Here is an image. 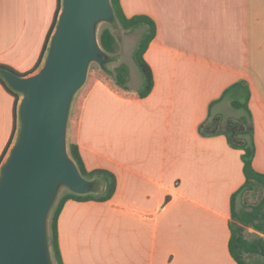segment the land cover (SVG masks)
Returning a JSON list of instances; mask_svg holds the SVG:
<instances>
[{
  "label": "crops",
  "instance_id": "1",
  "mask_svg": "<svg viewBox=\"0 0 264 264\" xmlns=\"http://www.w3.org/2000/svg\"><path fill=\"white\" fill-rule=\"evenodd\" d=\"M119 2L127 18L144 16L155 26L144 53L153 86L143 99L123 100L92 81L70 104L65 138L77 145L87 171L110 172L116 188L105 202L63 205L62 262L236 264L229 252L231 196L244 177L224 131L241 116L231 119L224 108L243 90L223 94L238 83L248 87L252 165L264 174V0ZM56 9L57 0H0V66L37 72L30 73ZM213 119L218 133L202 136L200 127ZM18 133L13 98L0 85V158L11 140L0 169Z\"/></svg>",
  "mask_w": 264,
  "mask_h": 264
},
{
  "label": "water",
  "instance_id": "2",
  "mask_svg": "<svg viewBox=\"0 0 264 264\" xmlns=\"http://www.w3.org/2000/svg\"><path fill=\"white\" fill-rule=\"evenodd\" d=\"M45 61L33 75L0 76L22 94L17 140L0 169V264H52L46 216L60 185L77 195L91 189L65 147L71 100L92 61L103 63L95 32L112 19L109 0H61ZM264 260V251L257 252Z\"/></svg>",
  "mask_w": 264,
  "mask_h": 264
},
{
  "label": "trees",
  "instance_id": "3",
  "mask_svg": "<svg viewBox=\"0 0 264 264\" xmlns=\"http://www.w3.org/2000/svg\"><path fill=\"white\" fill-rule=\"evenodd\" d=\"M112 10V17L120 25L121 29L125 32H132L139 28L143 29V33L134 49L133 60L137 65L141 76H142V88L140 91L131 92L126 88V83L128 81V70L125 65H119L115 68L114 79H109L102 72H97L93 75L89 81L99 82L105 89H107L115 97L123 100H139L148 96L150 93L153 81L150 68L144 60V53L149 42L152 40L155 34V26L153 22L144 16H134L127 18L120 6L119 0H109ZM61 0H57V9L51 27L49 29L47 38L41 56L39 57L37 64L30 73H34L41 68L42 59L46 52H48V47L50 44L51 36L55 30L58 15L61 10ZM98 43L106 54H113L115 52V39L113 34L108 28H103L98 35ZM0 70H7L19 77H27L26 75H21L10 68L0 66ZM88 83V84H89ZM0 85L5 89L7 93L13 98V113L14 118L18 116V109L20 103V94L13 91L0 76ZM240 88L243 90V96L232 102V107L235 109L242 110L244 115L241 117L239 122L227 121L225 124L224 135L227 140L229 147L239 151V157L242 163V173L244 177V183L242 186L231 196V217L232 220L239 225L251 228L259 233H264V174L257 172L252 165L253 157L255 154L254 144L252 140L251 130H247V121L251 119L250 112L247 107V102L249 99V90L244 83H238L229 88L224 92L223 95L230 92L232 89ZM83 95V94H82ZM81 95V96H82ZM81 97L75 102L78 104ZM218 120L213 119L210 121L209 125H203L200 127V133L202 136H213L218 133L216 130ZM245 136L248 139H245ZM11 140L7 147L5 148L1 158L5 156ZM67 154L69 158L75 163L80 175L90 181L94 185L93 179L97 178L103 182V190L99 193H94L93 189L84 195H77L72 192L63 194L56 202L50 217L49 223V236H48V246L50 247L51 257L54 264H63L59 245L57 238V220L59 214L63 208V205L71 200L75 202H105L109 200L116 188V180L113 174L105 170H92L87 171L81 160L78 147L75 143H68ZM255 188H260L262 191V197L259 202L252 205L248 209L236 210V199L237 197L245 191H251ZM241 227V226H240ZM231 237L229 240V252L234 259L236 264H247L243 259L242 254H252L259 251L260 247L264 251V239L257 238L254 240H246L241 236V229L235 225L230 226Z\"/></svg>",
  "mask_w": 264,
  "mask_h": 264
},
{
  "label": "rangeland",
  "instance_id": "4",
  "mask_svg": "<svg viewBox=\"0 0 264 264\" xmlns=\"http://www.w3.org/2000/svg\"><path fill=\"white\" fill-rule=\"evenodd\" d=\"M103 28H108L111 33L114 36L115 39V52L113 54H106L103 55V63L100 65L95 61H92L87 69L86 79L84 84L76 91V93L73 95L71 104L72 106L74 103L81 97L83 94V91L87 87L89 81L93 77V75L97 72H102L105 74L109 79H114V71L115 68L119 65H125L128 70V88L132 92L140 91L142 88V76L141 73L135 64L133 60V52L134 49L141 37V34L143 33V29L139 28L137 30H134L132 32H125L121 29L120 25L117 23L115 19H112L110 21H101L96 24L95 26V32L96 36L98 38L99 32ZM20 94V93H19ZM20 98L22 99V94H20ZM20 99V101H21ZM225 115L227 117H230L231 119H237L240 116L242 117L244 115L242 110L232 108L228 102L225 103ZM68 125V123H67ZM19 128H20V122H19ZM68 145V140L65 138V147L66 151ZM94 185L91 186V189H93L94 193L102 192L103 189V182L100 179H93ZM71 192L70 189L67 186L60 185L57 188L55 200L48 211V214L46 216V236H47V245H48V236H49V223H50V217L52 210L58 201V199L65 193ZM262 197V191L260 188H255L251 191H245L242 194H240L236 199V210L239 209H248L252 205H255L257 202L260 201ZM241 229L240 234L242 237H244L246 240H254L259 237L255 236L253 233H249L247 231V227L243 225H236ZM49 256L51 263L54 264L52 257H51V251L50 247L48 246ZM243 259L246 261L247 264H264L263 258L256 253L252 254H242Z\"/></svg>",
  "mask_w": 264,
  "mask_h": 264
}]
</instances>
